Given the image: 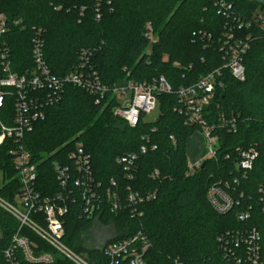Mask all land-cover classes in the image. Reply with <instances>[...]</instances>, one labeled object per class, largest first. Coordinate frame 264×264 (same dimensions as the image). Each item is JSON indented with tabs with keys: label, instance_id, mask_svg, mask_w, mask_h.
<instances>
[{
	"label": "trees",
	"instance_id": "1",
	"mask_svg": "<svg viewBox=\"0 0 264 264\" xmlns=\"http://www.w3.org/2000/svg\"><path fill=\"white\" fill-rule=\"evenodd\" d=\"M226 1L242 19L264 12V0ZM0 12L21 22L10 26L0 39L16 74L33 67V41L39 30L45 41V61L55 76L74 72L84 50L89 53L91 69L109 89L121 79L143 82L163 77L176 91L221 69L205 113L218 138L217 157L205 160L193 175H187V142L200 129L186 125L184 117L175 112L179 106L175 94H161L158 119L144 120L136 128L114 114L118 102L112 93L97 104L94 96L67 85L62 102L46 109L45 120L25 137L44 194L61 191L54 163L70 165L68 155L77 142L91 156L94 176L103 190L115 181L123 199L128 187L140 193L156 192L152 202L140 206L141 218H133L130 208L114 214L105 201L96 222L85 217L80 198L71 201L64 219L63 242L68 248L91 264H108L103 247H91L88 239L99 223L113 230L105 246L140 233L133 246L144 249L147 264L177 260L181 264H248L246 260L239 263L244 249L236 248L233 238L238 232L255 229L264 264L259 193L264 189L263 29L255 26L242 32L251 36V45L244 59L246 78L240 82L224 67L221 51L233 18L220 13L215 0H0ZM150 29L153 42L146 37ZM13 115L8 104L0 109L1 121ZM229 120H235V132L219 127ZM11 147L10 140L0 146V197L9 202L20 188L9 155ZM142 147L147 149L145 154ZM249 147L257 150L258 158L245 175L238 167L239 153ZM155 172L158 176L152 177ZM213 187H221L234 199L235 206L228 213H218L208 202ZM241 213H249V218L240 221ZM16 228V221L0 209V248L8 245ZM54 264L73 263L57 258Z\"/></svg>",
	"mask_w": 264,
	"mask_h": 264
},
{
	"label": "built area",
	"instance_id": "2",
	"mask_svg": "<svg viewBox=\"0 0 264 264\" xmlns=\"http://www.w3.org/2000/svg\"><path fill=\"white\" fill-rule=\"evenodd\" d=\"M215 4L220 7V13L232 17L234 22L222 41L224 67L229 69L236 80L243 82L246 78L244 59L250 50L251 36L242 32L255 26L264 30V12L257 18L242 19L232 12V5L226 0H215ZM20 23L9 20L0 12V39L6 36L10 26H18ZM150 31L151 29L146 37L153 42L155 38ZM203 38L210 39V36L204 35ZM44 46L43 32L39 30L33 41V67L23 74L13 72L5 44L0 46V109H4L8 104L14 111V115L8 118L7 122L0 120V146L7 140L12 141L9 155L13 159L20 184L12 202L0 197V209L17 223L16 231L8 245L0 248V264H54L57 258L66 259L73 264H91L87 257L74 252L63 242L64 219L69 213V203L80 198L84 203L85 217L95 219L96 222L105 201L110 212L114 214L130 208L133 218H141L143 214L139 210L140 206L152 202L156 198V192L140 193L128 187L123 199L115 181L111 182L112 187L103 190L101 183L97 182L94 176L91 156L86 153L83 145L77 142L74 151L68 155L70 165L54 163L61 191L51 195L44 194L38 187L40 176L37 163L33 162L25 147L26 135L33 131L38 122L45 120L46 109L62 102L67 85H74L94 96L97 104L104 100L108 93H112L118 102L113 109L114 114L130 128H136L145 120L147 114L156 109L161 94H175L179 99L175 112L184 117L186 125L199 128L197 133L205 137L208 143L207 155L196 164L188 163L187 175H193L205 160L217 157L218 138L213 135L214 127L208 124L205 113L219 85L221 69L176 91L163 77L143 82L121 79L113 89H109L102 83L98 73L91 69L87 51H81L80 63L74 72L57 77L45 61ZM125 84L128 85L127 88L124 87ZM128 90L132 92L131 101L123 104L120 99L126 100ZM219 127L227 128L230 132L237 129L235 120L222 121ZM146 152L147 149L142 147L141 153ZM257 158L258 152L255 148L242 149L238 167L246 175L253 169ZM135 159L133 156L132 161ZM127 161L128 159L125 162ZM132 161H128L130 165ZM125 170H129V167ZM158 174L155 172L152 177ZM129 179L132 180L133 177L129 176ZM259 193L264 213V189H260ZM207 198L213 209L220 214L228 213L235 206L234 199L221 187L211 188ZM248 218L249 213L239 215L240 221ZM30 235L36 237L41 244ZM140 236L139 233L130 239L114 241L106 246L104 242L101 247L108 264H147L144 249L139 251L133 246L139 242ZM260 239V234L255 229L234 235L235 247L244 249V259H239V263L246 260L248 264H263ZM174 264L181 263L177 260Z\"/></svg>",
	"mask_w": 264,
	"mask_h": 264
},
{
	"label": "rangeland",
	"instance_id": "3",
	"mask_svg": "<svg viewBox=\"0 0 264 264\" xmlns=\"http://www.w3.org/2000/svg\"><path fill=\"white\" fill-rule=\"evenodd\" d=\"M127 84H125V88H127ZM132 98V92L130 90L127 91V98L126 100L120 99V102L123 104H127L131 101ZM160 115V107L159 104H157V107L154 111H152L150 114H147L145 117V121L155 122ZM202 136V135H201ZM190 138L189 147L187 149V157H188V163L190 164H196L201 157L206 156L208 153V143L205 137H202L203 139H200L199 144L197 143V146L195 149H193V142L197 141L196 139ZM196 138V137H195ZM198 142V141H197ZM113 230L111 227H104L101 224H97L94 231L90 233L88 236V239L90 240L91 247H101L102 244L111 237Z\"/></svg>",
	"mask_w": 264,
	"mask_h": 264
},
{
	"label": "crops",
	"instance_id": "4",
	"mask_svg": "<svg viewBox=\"0 0 264 264\" xmlns=\"http://www.w3.org/2000/svg\"><path fill=\"white\" fill-rule=\"evenodd\" d=\"M193 137H194L193 139H196V140L198 141V142H197V141H194V142H193V145H194V146H193V149H195V147L197 146V143L199 144L200 139H203V138H202L203 136H201L200 133H195V134L193 135ZM195 137H196V138H195ZM191 139H192V138H191ZM190 141H191V140L189 139L188 142H190ZM188 142H187V149L190 148ZM203 157H204V156H203ZM203 157H201L200 160H201ZM200 160H199V161H200ZM199 161H198V162H199Z\"/></svg>",
	"mask_w": 264,
	"mask_h": 264
}]
</instances>
